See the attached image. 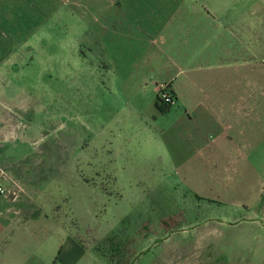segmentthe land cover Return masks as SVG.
I'll return each instance as SVG.
<instances>
[{
    "label": "rangeland",
    "instance_id": "rangeland-1",
    "mask_svg": "<svg viewBox=\"0 0 264 264\" xmlns=\"http://www.w3.org/2000/svg\"><path fill=\"white\" fill-rule=\"evenodd\" d=\"M135 1L162 7L146 14L160 28L183 3ZM183 1L198 13H184V29L168 22V52L150 56L124 39L126 0H4L0 185L17 201L1 203L16 215L0 222V264H264V136L259 111L241 104L261 94L239 89L264 56H231L232 90L216 94L207 55L224 47L229 0Z\"/></svg>",
    "mask_w": 264,
    "mask_h": 264
},
{
    "label": "crops",
    "instance_id": "crops-1",
    "mask_svg": "<svg viewBox=\"0 0 264 264\" xmlns=\"http://www.w3.org/2000/svg\"><path fill=\"white\" fill-rule=\"evenodd\" d=\"M100 0H85V4L88 5L86 6L87 8L94 6V7H99L100 6ZM119 2V0H117ZM96 4H95V3ZM127 5L126 7L123 9L122 12L125 11V17L128 20V23H130L129 29H128V33L126 34V38L124 39H128L131 42H128L129 44H139V45H150L155 47V51L157 52H152V49H149V53L147 52V55L150 56H156V54L158 55H165L166 52H168V41H169V36H171L172 34H170V29L172 27H174L175 25H178V28L184 29L185 25H183L184 23V13H189V12H196L198 13L199 8H198V4L196 5H188V4H184V1L182 0L181 2H183L181 5H179V3L177 1H172V3L170 6L167 7L168 10H173V13L175 14L174 16H172V12L169 11V13H171V15L169 16V18L167 19L169 24H170V29L169 31H166L165 26L160 28L158 26H154L152 27L150 21H148V17H146V14L150 13L153 9L156 11H160L162 9V7H148L145 4H138L137 1L135 0H126ZM232 0H229V4H226V2H224L223 6L221 8L218 9V13H222L224 14V18H225V25L223 27V31H224V35L221 36L219 38V40L223 43L224 47L221 48L220 50H218L217 52L213 53V54H209L207 56H218V63L217 65L214 66V69H212L214 71L213 75L211 76L212 79V87L213 90L216 94L219 93H230L232 90V86L230 83V78L232 76V58L231 56H264V20H263V14H264V8L262 7H255L254 10L249 9V6L246 5V3L244 2L243 4H241L240 6L235 7L236 5H232ZM4 5V0H0V8ZM90 5V6H89ZM115 7L114 4H112V8ZM100 10H103L102 7H99ZM108 9V8H107ZM119 10V8H118ZM215 12V11H214ZM232 12L237 13V16L235 17V22L232 21V16L230 15ZM119 13V11H118ZM126 13H131V16L128 17L126 15ZM250 13V15L254 14L255 17V25L253 26L251 24V26L249 25L248 22V14ZM135 14H138V16H136ZM179 14V15H178ZM142 18L143 21H137V23H135L136 19ZM253 17V16H252ZM119 18V16H118ZM188 18V17H186ZM226 18H229L231 21H226ZM119 20V19H118ZM145 20V22H144ZM147 20V21H146ZM197 23V20L193 22ZM167 27V26H166ZM150 30V31H148ZM177 30V29H176ZM125 32V31H123ZM136 32L141 33L143 36H137ZM170 34V35H169ZM153 35H157L156 38L151 39V36ZM174 35V34H173ZM249 35H252L253 38H251V42H249ZM235 39L236 41H238V46L235 47L234 49H232V40ZM122 43V42H121ZM162 44V47H159L158 44ZM152 47V48H153ZM240 49H236L239 48ZM171 49V48H170ZM254 49V50H253ZM152 54V55H151ZM154 54V55H153ZM180 56H200L197 52H191V53H187L184 54V52H181L179 54ZM241 67L245 69H247L248 66V61L246 59L243 60L242 63H240V69L239 72L241 73ZM193 71V70H192ZM245 76L248 78V74L246 73ZM256 79V83L255 85L251 84H245V85H240L239 89L243 90L244 92H247V90L249 89H254V91H257L261 94V99L260 101H255V102H247V101H242L241 104L243 105V107L246 108L250 107V108H255L257 111H259L257 113V129L256 132H259L256 134L257 138L259 137V134L264 136V68H260V70L256 71V74H254V76ZM258 79V82H257ZM194 81L195 79L193 78L192 81H190V83L192 85H194ZM184 83L180 84L177 89L176 92L174 93V97H177L178 92L180 91H184ZM170 88L172 87V84L168 85ZM189 89L188 85L186 86V89ZM215 107L219 106H226V102H221V103H214ZM7 104L4 102H0V110L5 109L7 110ZM3 113V112H1ZM7 112L1 117H0V123L2 122H6V117H7ZM2 117H3V121H2ZM5 117V118H4ZM261 119V121H260ZM259 121H260V127L259 126ZM261 129V130H260ZM7 177V176H5ZM7 178H10L9 176ZM14 179L11 182L13 188L14 187L13 183H14ZM17 182V181H16ZM10 196H0V205L2 202L6 201V204H12L13 202H16L17 199H15L17 197V195L15 194V191L11 188V190L9 191ZM7 205H1L0 206V222L4 221L7 222L8 219H10V217H13L14 214H11L13 212H11V209L8 208ZM259 214H261V219L259 221L262 222V226H264V206L260 209ZM258 220V219H257ZM1 225V224H0Z\"/></svg>",
    "mask_w": 264,
    "mask_h": 264
},
{
    "label": "built area",
    "instance_id": "built-area-1",
    "mask_svg": "<svg viewBox=\"0 0 264 264\" xmlns=\"http://www.w3.org/2000/svg\"><path fill=\"white\" fill-rule=\"evenodd\" d=\"M166 93V92H164ZM163 103L166 104H172L174 102L173 97L170 95V93L164 94V97L162 98ZM7 193V189H5L2 185H0V195H5ZM9 193V191H8ZM16 194V193H15Z\"/></svg>",
    "mask_w": 264,
    "mask_h": 264
},
{
    "label": "trees",
    "instance_id": "trees-1",
    "mask_svg": "<svg viewBox=\"0 0 264 264\" xmlns=\"http://www.w3.org/2000/svg\"><path fill=\"white\" fill-rule=\"evenodd\" d=\"M168 88H169V86H168ZM160 91H161V93L166 92L165 89H161ZM157 97H158V100H159V101H162V98H160V94H159ZM173 100H174V98H173ZM162 102H163V101H162ZM158 108H159V110H162V108H161L160 106H158ZM163 110H165V109H163Z\"/></svg>",
    "mask_w": 264,
    "mask_h": 264
}]
</instances>
